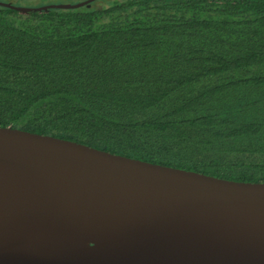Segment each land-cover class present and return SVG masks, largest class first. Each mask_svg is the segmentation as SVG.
Segmentation results:
<instances>
[{"label": "trees", "instance_id": "trees-1", "mask_svg": "<svg viewBox=\"0 0 264 264\" xmlns=\"http://www.w3.org/2000/svg\"><path fill=\"white\" fill-rule=\"evenodd\" d=\"M0 126L264 182V0L0 4Z\"/></svg>", "mask_w": 264, "mask_h": 264}, {"label": "water", "instance_id": "water-1", "mask_svg": "<svg viewBox=\"0 0 264 264\" xmlns=\"http://www.w3.org/2000/svg\"><path fill=\"white\" fill-rule=\"evenodd\" d=\"M0 264H264V182L0 126Z\"/></svg>", "mask_w": 264, "mask_h": 264}, {"label": "rangeland", "instance_id": "rangeland-1", "mask_svg": "<svg viewBox=\"0 0 264 264\" xmlns=\"http://www.w3.org/2000/svg\"><path fill=\"white\" fill-rule=\"evenodd\" d=\"M20 2V4H23V5H21V6H28V7H38L37 6V4H38V2H36V1H32V0H26V1H19ZM42 6V5H41Z\"/></svg>", "mask_w": 264, "mask_h": 264}]
</instances>
